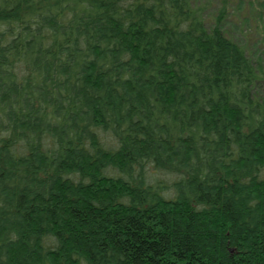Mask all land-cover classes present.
Instances as JSON below:
<instances>
[{
    "label": "trees",
    "instance_id": "trees-1",
    "mask_svg": "<svg viewBox=\"0 0 264 264\" xmlns=\"http://www.w3.org/2000/svg\"><path fill=\"white\" fill-rule=\"evenodd\" d=\"M192 0H0V264H264V67Z\"/></svg>",
    "mask_w": 264,
    "mask_h": 264
},
{
    "label": "rangeland",
    "instance_id": "rangeland-1",
    "mask_svg": "<svg viewBox=\"0 0 264 264\" xmlns=\"http://www.w3.org/2000/svg\"><path fill=\"white\" fill-rule=\"evenodd\" d=\"M208 26L223 33L264 67V0H192Z\"/></svg>",
    "mask_w": 264,
    "mask_h": 264
}]
</instances>
